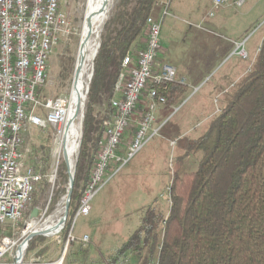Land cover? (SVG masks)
<instances>
[{"label": "trees", "instance_id": "1", "mask_svg": "<svg viewBox=\"0 0 264 264\" xmlns=\"http://www.w3.org/2000/svg\"><path fill=\"white\" fill-rule=\"evenodd\" d=\"M156 1L120 0L104 26L86 95L68 217L60 234L64 244L96 162L103 122L113 113L111 101L122 60L144 48L146 20ZM153 88L148 84L129 118L128 130L135 134ZM156 90L169 106L180 102L187 87L164 83ZM104 101V115L97 119L94 106ZM197 153L202 156L196 170L180 174L182 163ZM38 165L34 160L32 169ZM172 169L167 214L153 205L145 208L137 229L103 263L119 264L139 254L135 264H264V42L249 72L232 87L219 113L187 144ZM44 239L33 238L27 251ZM80 250L85 262L88 250ZM44 252L42 248L37 255Z\"/></svg>", "mask_w": 264, "mask_h": 264}, {"label": "rangeland", "instance_id": "2", "mask_svg": "<svg viewBox=\"0 0 264 264\" xmlns=\"http://www.w3.org/2000/svg\"><path fill=\"white\" fill-rule=\"evenodd\" d=\"M86 1L61 0L60 9L72 24L74 34L62 41L49 57L46 83L37 91L38 98L42 101L46 98L69 99ZM119 1L112 0L107 18L98 29V45L104 26ZM191 1H198L196 5L200 7L201 0H157L150 14L153 20L161 23V49L156 66L161 68L168 65L175 68L178 78L185 80L187 92L176 105L157 103L153 112L154 123L145 135L147 142L123 166L111 163L104 174L103 185L89 202V215H75L72 219L69 234L71 233L73 241L67 248L69 252H66L63 264H104L103 260L125 243L140 225L145 208L153 205L158 211L167 214L175 159L186 151L187 144L197 139L206 130L213 116L219 113L232 87L249 72L264 42V38L261 39L264 34V16H260L252 24V20L230 17V20L237 21L238 29L234 34H241L242 37L229 38L226 26L232 24L224 23L226 16L217 19L218 28H211L206 23L174 15L178 4L185 5L188 2L186 5L189 6ZM215 12L217 11L213 10L214 14ZM243 28L247 32H242ZM145 38L144 35V46ZM242 51L246 58L242 59L240 56ZM103 103L94 106V116L97 119L103 116L101 112L105 110L106 102ZM154 129L157 133L151 137ZM134 135L135 131H130L127 127L117 150V155L122 159L126 158ZM59 146L51 128H31L24 134V166L33 168V161L36 160L39 167L37 170L34 168L35 171H40L45 177L36 187L33 196V209H38L40 216L31 223L32 227L56 222L62 216L67 174L63 163L56 161ZM201 156V153L190 155L182 163L180 174L195 171ZM77 160L78 153L73 157L74 170ZM51 175L54 182L49 181ZM60 190L65 193L58 195ZM84 236L88 238L86 243L81 242ZM62 239L58 235L45 238L33 250L27 251L26 260L55 263L63 253L65 244ZM42 248H45V252L37 255ZM81 248L88 250L89 256L85 262H82ZM129 264H132L130 259Z\"/></svg>", "mask_w": 264, "mask_h": 264}, {"label": "built area", "instance_id": "3", "mask_svg": "<svg viewBox=\"0 0 264 264\" xmlns=\"http://www.w3.org/2000/svg\"><path fill=\"white\" fill-rule=\"evenodd\" d=\"M212 2L213 9L231 4L241 7L243 4L242 0ZM60 3L61 0H0V264H14L16 252L25 237L33 228L45 227L32 228L31 223L35 220L29 218L34 208L36 187L45 177L24 166L22 146L24 134L31 128H51L57 139L64 128L68 99L46 98L42 101L37 95L38 89L46 83L48 60L53 50L74 34ZM209 16H213V10ZM145 29V46L136 52L135 61L130 55L122 60V72L114 88L120 97L111 101L112 116L103 122L104 134L76 217L89 215V202L103 185L104 174L111 163L123 166L147 142L145 135L154 123L155 106L157 103L165 104L156 88L164 83L185 85V80L178 78L175 68L164 65L155 70L161 49V23L148 17ZM240 56L246 58L243 51ZM148 84L154 88L148 92L147 112L138 125L126 158L122 159L117 150L129 118ZM156 133L157 130H153L151 137ZM49 181L54 182L52 175ZM39 216L37 209L36 220ZM21 223L24 226L19 229ZM62 230L54 235L60 236ZM72 241L70 233L66 240L67 248ZM87 241L86 236L81 240L82 243ZM27 249L28 246L23 251L22 264H44L37 259L27 261ZM63 260L61 256L52 264H63ZM128 263L129 259L123 258L119 264Z\"/></svg>", "mask_w": 264, "mask_h": 264}, {"label": "water", "instance_id": "4", "mask_svg": "<svg viewBox=\"0 0 264 264\" xmlns=\"http://www.w3.org/2000/svg\"><path fill=\"white\" fill-rule=\"evenodd\" d=\"M111 3H112V0H103L100 8L96 11L97 13L93 12L92 14H88L84 18V23L86 25V34H85V38L83 40H81L79 43L77 60H76V65H75L73 80H72V86H71V88L77 94V103L74 104V106H73V111H72V114L70 116V121L67 122V124H66V127L64 129V136H63V140H62V142L65 141V139L67 137V133H68L70 126L72 124V117L74 116V113L75 114L78 113L80 105H81L80 120H79L80 137H79V141H78V148L80 147L81 140H82V124H83V118H84L85 99H86V95H87L88 89H89V84H88L86 91H85V95H84L83 100H82V93H81L80 86H79V83H80L79 80L81 77L83 64H84L85 59H86L85 48H86V45H87L88 41L90 40V38L93 34V19L97 16V14H102L103 12L108 10L111 6ZM98 49H99V45H98ZM96 54H97V52H96ZM96 54H95V57H96ZM91 77H92V73H91ZM91 77L89 79V83L91 81ZM81 100H82V103H81ZM62 163H63V167L65 169V172L67 174V189H66V194H65V198H64L62 216L59 218V220H57V222L55 224H51V225L47 226L46 228L42 227V228H38V229L31 231L25 237V239L21 242V244H20V246L16 252V259H15L14 264H22L23 251L28 246V243L33 238L50 237V236H52V235H50L52 230H55L56 232H60L65 226V223H66V220L68 217L70 199L72 196V191H73V186H74V177H75L74 168L73 169L70 168V166L68 164V155H67L65 145H63V162ZM36 216H37V209H33L29 218H30V220L34 221V220H36ZM66 252H67V242L65 243V246L63 249V253H62L63 258L65 257ZM138 257H139V254H133L130 257L131 263L135 264Z\"/></svg>", "mask_w": 264, "mask_h": 264}, {"label": "bare ground", "instance_id": "5", "mask_svg": "<svg viewBox=\"0 0 264 264\" xmlns=\"http://www.w3.org/2000/svg\"><path fill=\"white\" fill-rule=\"evenodd\" d=\"M102 1L103 0H87L86 1L85 16H87L88 14H92L93 12L95 13L100 8ZM109 9L106 10L105 12H103L102 14H97V16L93 19V34H92V36H91L90 40L88 41L86 48H85L86 59H85V62L83 64L81 77L79 80V82H80L79 86H80V90L82 93V100H83V97L85 95L86 88L89 84V79H90L91 73L93 71V67H91V66L93 65V61L95 59V54L98 50V43L96 42V38L98 35L97 34L98 29L105 22L107 15H108V12H109ZM85 16H84V18H85ZM85 34H86V25L83 22V26H82L81 34H80V41L85 38ZM85 80H86V82H85ZM82 100H81V103H82ZM76 103H77V94L71 88V92H70L69 99H68V108L66 110V118H65V122H64V126H63L64 128L62 130L61 135L58 138V141L60 143V146H59L60 148H59V152H58V156H57V160H56L58 163L60 161L63 162V145H65L67 155H68V164H69L70 168H72V169L74 167L73 157L77 155L78 150H79L78 141H79V137H80L79 120H80L81 105H80L78 113H76V114L74 113V116L72 117V124H71L70 129L67 133V137H66L65 141L62 142V140H63V136H64V129L66 127L67 122L70 121V116H71L72 111H73V106ZM56 222L46 224L45 228L51 224H55ZM35 229L36 228H33L32 231ZM54 233H56V231L52 230L50 235H54Z\"/></svg>", "mask_w": 264, "mask_h": 264}, {"label": "crops", "instance_id": "6", "mask_svg": "<svg viewBox=\"0 0 264 264\" xmlns=\"http://www.w3.org/2000/svg\"><path fill=\"white\" fill-rule=\"evenodd\" d=\"M238 0H231V2H236ZM243 4L241 7H236L234 5H228V6H222L218 10L213 9V2L212 0H201L200 7H197L198 1H191L190 5L188 2L183 4H178L176 10H174V15L177 17H182L187 20H194V22H200V23H206L207 26L211 28H218V24H216L218 18L227 17L225 19L224 23H231L232 25L226 26V33L229 38H241V34H234L235 31L238 29L237 21L230 20V17H234L235 19H246V20H252L251 24L256 22V20L261 16H264V0H242ZM184 2V1H183ZM194 4V6H193ZM184 6V7H183ZM262 9V12H260V9ZM212 10H216L215 14L213 13V16L210 17L209 13ZM193 18V19H192ZM240 21V20H239ZM220 27V26H219ZM245 30V28L242 29V32ZM241 32V33H242ZM264 38V34L261 36V39ZM238 47V45H237ZM243 59V58H242ZM133 61H135V58H133ZM157 67V66H156ZM156 71L159 70V68H155ZM177 72V71H176ZM242 78V77H241ZM240 78V79H241ZM239 79V80H240ZM238 80V81H239ZM120 96L115 94V98H119ZM103 103V102H102ZM104 105V103H103ZM105 109V108H104ZM104 111L102 110L101 116L104 115ZM108 120V119H105ZM155 130V129H154Z\"/></svg>", "mask_w": 264, "mask_h": 264}]
</instances>
